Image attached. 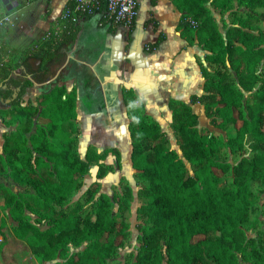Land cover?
I'll list each match as a JSON object with an SVG mask.
<instances>
[{
  "label": "trees",
  "instance_id": "1",
  "mask_svg": "<svg viewBox=\"0 0 264 264\" xmlns=\"http://www.w3.org/2000/svg\"><path fill=\"white\" fill-rule=\"evenodd\" d=\"M28 1L3 9L0 0V16ZM238 1L262 10H232L234 21L222 33L206 0H171L179 12V34L203 51V61L196 59L202 92L190 93L187 100L168 99L178 149L169 145L133 87L121 88L131 166L145 182L138 189L141 203L136 208L140 245L130 264H264V229L247 236L242 226L256 200L250 181L259 179L264 185V77L257 70L264 59V28L258 25L264 19V0ZM211 2L221 10L231 9V0ZM96 11L102 23H109L107 30L114 31L118 23L100 8ZM91 14L77 7V0H67L59 29L49 28L21 49L7 46L0 30V97L10 103L0 106V118L18 121L4 133L0 149V203L17 222L14 231L8 230L0 209V255L13 235L28 245L37 261L58 257L53 264H108L106 258L128 236V222L114 215L112 207L116 203L119 212L129 210L130 183L121 175L119 189L110 195L101 190L100 181L114 165L99 160L112 152L120 167V149L99 151L89 144L79 155L75 87L58 84L38 93L34 101L22 99L28 84L58 71L80 30L79 19ZM147 21L157 31L147 46L153 50L165 33L154 17ZM133 28L134 19L127 39ZM193 103H200L209 122L228 130L227 135L201 128ZM246 140L252 146L250 155L242 154L234 163L220 157L222 148L236 152ZM92 161H98L95 178L82 199L59 206L80 186ZM1 176L28 189L16 191ZM83 204L88 207L83 209ZM27 209L47 217L48 225L42 228L30 220ZM83 242L81 249L69 250V244Z\"/></svg>",
  "mask_w": 264,
  "mask_h": 264
},
{
  "label": "crops",
  "instance_id": "2",
  "mask_svg": "<svg viewBox=\"0 0 264 264\" xmlns=\"http://www.w3.org/2000/svg\"><path fill=\"white\" fill-rule=\"evenodd\" d=\"M33 1L7 13L9 21L0 28L4 31L2 39L7 46L21 49L43 37L49 28L59 29L60 16L64 14L67 0H46L39 21L23 14L14 18V14H18V11ZM137 1L130 39H127L126 25L119 24L114 31H108L109 23H102L98 13L82 17L79 19L80 30L76 38L68 44L65 62L45 81L28 84L22 99L34 101L38 93L54 85L64 84L67 89L75 87L77 100L81 95V87L88 84L96 87L95 93L99 92L100 87L105 88L102 93L104 100L117 97L125 112L121 88L131 86L149 112V100L161 102L165 107L170 97L187 100L190 93L202 92L203 78L196 60L201 49L197 45L187 44L179 34L175 27L179 12L174 4L171 0ZM149 17H154L158 29L165 33V38L153 50H148L147 46L156 38L157 31L147 21ZM168 26H171L178 40L176 48H167L170 42ZM187 55L191 56L196 72L192 80L187 69L180 64L181 59ZM13 128L12 122L0 118V149L4 133Z\"/></svg>",
  "mask_w": 264,
  "mask_h": 264
},
{
  "label": "rangeland",
  "instance_id": "3",
  "mask_svg": "<svg viewBox=\"0 0 264 264\" xmlns=\"http://www.w3.org/2000/svg\"><path fill=\"white\" fill-rule=\"evenodd\" d=\"M45 1L46 0H34L30 5L18 11V14H14V18L23 14L26 17H33L35 19L37 18L38 21L41 20L40 13L42 5H44ZM206 4L210 7L211 13L214 15L218 27L222 33H224L226 26L234 21L235 14L231 12L232 10L239 12L249 11L253 13H258L262 10V8L258 6L254 8L247 7L243 4H240L238 0H231V9L227 10L219 9L211 2V0H206ZM2 5L3 9H8L14 6L12 0H2ZM258 25L259 27L264 28V19L259 20ZM167 30L170 32V42L168 43L167 48H176L178 46V40L172 32L171 26H168ZM202 54L203 51L201 50L198 54V58L203 61ZM180 64L187 69V72L190 74L192 80V78L195 77L196 72L194 71L191 56L189 57V55H187V57L181 59ZM257 70L264 77V59H262L257 64ZM191 88L194 90L193 87ZM100 89L99 92L95 93L96 87H91L88 84L86 86H82L81 95L76 100L77 115L75 121L79 128L77 150L79 155L83 156L84 151L89 144H93L99 151L106 147L113 146H116L120 149V167H117L115 155L112 152L108 153L103 159L99 160L114 165L113 170L107 172V174L100 179L101 190L111 195L115 189H119L118 180L121 175L127 178L133 189V198L130 201L129 210L122 213L119 212L117 210L116 203H114L112 207V213L114 215L119 218H124L128 222L129 233L124 239L122 245L113 250L106 258V261L108 264H130L135 259L140 245V231L138 230L137 224L141 218L138 215L136 208L141 203V198L138 196V189L142 187L145 182L136 176L134 169L131 166L129 157L131 144L127 128L128 119L122 109L121 101L116 99L117 97L115 98V96H112L111 99L104 100L102 93L104 92L103 90H105V88L100 87ZM25 101L27 100L23 98V102ZM147 103L149 107H151V111L149 112H151L158 119L161 129L164 131L166 137L169 140V145L175 149H178L177 143L175 141L174 131L170 125L171 117L168 106L166 105L165 108L163 103H158L151 100H149ZM9 105L10 103L8 99L4 100L0 98V106L7 107ZM192 107L199 115V125L201 128H207L215 132H220L224 137L227 135L228 130L220 129L209 122V117L204 114L202 105L200 103H193ZM152 109L155 111H152ZM17 123L18 121H12V125L14 127L17 125ZM230 130L233 132L232 129ZM251 153V143L249 140H246L243 148L236 152H231L229 148L226 147L222 148L220 157L223 160L234 163L240 158L242 154L250 155ZM97 162L98 161L90 162L87 172L82 177L80 186L73 190L68 199L59 206L64 207L71 205L76 200L82 199V193L84 189L95 178ZM230 174V172L226 173L228 176H230ZM1 179L16 191H24L28 189L25 185H19L15 183L9 177L1 176ZM250 187L256 195V200L252 206L249 220L242 225L247 236L257 235L259 230L264 229V185L259 179H252L250 181ZM87 207V204H83L82 208L84 209ZM0 209L8 225V230L11 232L14 231V228L17 224L16 220H14L9 215L8 208H6L3 203H0ZM25 213L28 215L30 220L34 221L42 228L46 227L49 223V219L43 215L36 214L28 209L25 210ZM85 243L86 242H83L78 246L69 244V250L73 251L76 249H81ZM56 259L59 258L57 257L55 259L37 261L33 257L30 248L25 242L18 240L13 235H10L9 243L3 254L0 255V264H53Z\"/></svg>",
  "mask_w": 264,
  "mask_h": 264
},
{
  "label": "built area",
  "instance_id": "4",
  "mask_svg": "<svg viewBox=\"0 0 264 264\" xmlns=\"http://www.w3.org/2000/svg\"><path fill=\"white\" fill-rule=\"evenodd\" d=\"M137 0H77V7L89 13H106L115 23L127 27L135 19ZM9 21V15L4 13L0 16V28Z\"/></svg>",
  "mask_w": 264,
  "mask_h": 264
},
{
  "label": "water",
  "instance_id": "5",
  "mask_svg": "<svg viewBox=\"0 0 264 264\" xmlns=\"http://www.w3.org/2000/svg\"><path fill=\"white\" fill-rule=\"evenodd\" d=\"M3 1H5V0H3ZM12 3H13L14 5H16V4L18 3V0H12Z\"/></svg>",
  "mask_w": 264,
  "mask_h": 264
}]
</instances>
